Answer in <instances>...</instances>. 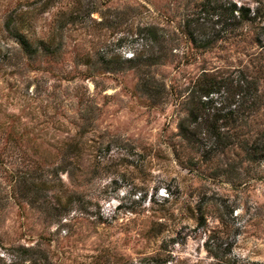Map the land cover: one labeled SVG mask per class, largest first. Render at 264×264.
I'll list each match as a JSON object with an SVG mask.
<instances>
[{"label":"rangeland","instance_id":"rangeland-1","mask_svg":"<svg viewBox=\"0 0 264 264\" xmlns=\"http://www.w3.org/2000/svg\"><path fill=\"white\" fill-rule=\"evenodd\" d=\"M234 1L264 8V0ZM198 2L0 0V264H264V170H241L235 151L206 165L177 136L180 107L142 92L126 61L146 54L140 32L155 25L173 38L167 62L150 68L166 83L184 88L201 66L225 73L241 63L257 75L264 49L251 35L219 39L176 66L188 47L182 25ZM54 28L63 44L55 59L26 55L14 36L44 38ZM87 55L93 64H82ZM103 56L121 69H104ZM70 140L81 149L61 173L59 147ZM21 174L50 185L60 177L80 195L50 222L22 196Z\"/></svg>","mask_w":264,"mask_h":264},{"label":"trees","instance_id":"trees-1","mask_svg":"<svg viewBox=\"0 0 264 264\" xmlns=\"http://www.w3.org/2000/svg\"><path fill=\"white\" fill-rule=\"evenodd\" d=\"M75 14L74 8L68 11V20L74 21L77 18ZM14 21L13 16H10L8 28L13 29ZM216 24H219V28H216ZM182 26L188 47L176 63L178 67L194 63L198 56L211 49L219 39H241L251 35V40L264 49V8L260 5L252 10L250 6L238 5L234 0H199ZM14 32L20 48L30 57L42 53L47 58L55 59L61 55L63 44L58 38L62 36L55 28L44 38L30 37L25 31L18 29H14ZM140 35L141 47L146 50V54L136 53L134 58L126 61L139 71L136 86L142 92L153 100L170 95L180 107L183 112L177 123V136L180 141L191 151L200 153L206 165L214 163L219 154L235 151L241 156V170L244 163L252 169L257 167L258 170H264V121L258 122L260 117H264L263 65L254 67L257 75L253 77L247 74L241 63L225 73L218 71L219 68L209 70L201 66L198 74L192 78H184L187 83L183 88L178 81L166 83L150 71L151 67L167 62L171 54L167 48L173 38L155 25L146 26ZM83 58L82 64L90 65L93 62L89 55ZM106 59L103 56L99 61L104 69H121L116 65L115 56ZM80 149L78 141L64 142L59 147V156L64 162L55 169L65 172L70 156L77 158ZM185 164L190 166L189 161ZM214 168L220 167L216 164ZM229 171L227 169L224 173ZM213 174L216 175L215 172ZM240 174L239 172L238 177ZM15 178L23 186L22 196L28 198L30 204H36L40 210L47 212L46 217L50 222H60L65 218L69 206L80 195L75 189L65 188L60 177L58 182L61 185H50L51 180L41 181L38 177H27L24 174L16 175ZM24 250L32 249L29 247ZM210 250L208 247L207 251L211 253ZM211 254L220 259L218 253ZM230 260L235 262L236 259Z\"/></svg>","mask_w":264,"mask_h":264}]
</instances>
